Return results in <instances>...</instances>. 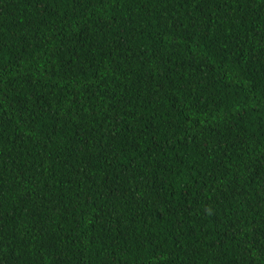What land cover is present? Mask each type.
I'll use <instances>...</instances> for the list:
<instances>
[{"label":"trees","instance_id":"obj_1","mask_svg":"<svg viewBox=\"0 0 264 264\" xmlns=\"http://www.w3.org/2000/svg\"><path fill=\"white\" fill-rule=\"evenodd\" d=\"M0 264H264V0H0Z\"/></svg>","mask_w":264,"mask_h":264}]
</instances>
